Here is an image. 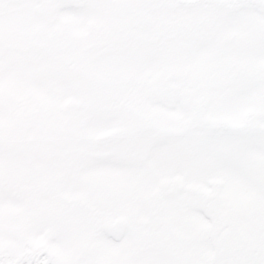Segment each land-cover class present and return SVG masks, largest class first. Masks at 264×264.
<instances>
[{"label": "snow or ice", "instance_id": "6c2138e0", "mask_svg": "<svg viewBox=\"0 0 264 264\" xmlns=\"http://www.w3.org/2000/svg\"><path fill=\"white\" fill-rule=\"evenodd\" d=\"M0 264H264V0H0Z\"/></svg>", "mask_w": 264, "mask_h": 264}]
</instances>
